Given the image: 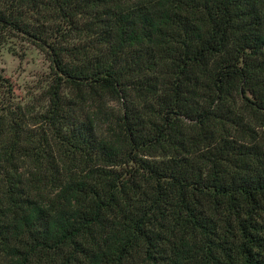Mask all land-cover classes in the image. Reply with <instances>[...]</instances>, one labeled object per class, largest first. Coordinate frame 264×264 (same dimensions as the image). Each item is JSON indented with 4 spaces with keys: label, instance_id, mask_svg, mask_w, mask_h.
<instances>
[{
    "label": "trees",
    "instance_id": "1",
    "mask_svg": "<svg viewBox=\"0 0 264 264\" xmlns=\"http://www.w3.org/2000/svg\"><path fill=\"white\" fill-rule=\"evenodd\" d=\"M0 264H264V0H0Z\"/></svg>",
    "mask_w": 264,
    "mask_h": 264
},
{
    "label": "rangeland",
    "instance_id": "2",
    "mask_svg": "<svg viewBox=\"0 0 264 264\" xmlns=\"http://www.w3.org/2000/svg\"><path fill=\"white\" fill-rule=\"evenodd\" d=\"M37 47L11 41L0 48V74L12 86L11 101L37 112L45 104L42 92L49 84L50 65ZM2 95H0V105Z\"/></svg>",
    "mask_w": 264,
    "mask_h": 264
}]
</instances>
